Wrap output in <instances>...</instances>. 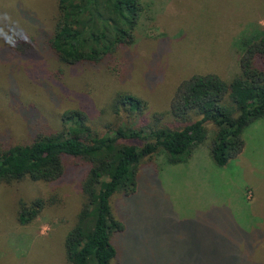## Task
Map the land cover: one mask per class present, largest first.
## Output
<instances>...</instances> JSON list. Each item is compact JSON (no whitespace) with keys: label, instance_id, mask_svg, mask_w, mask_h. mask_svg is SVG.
<instances>
[{"label":"rangeland","instance_id":"1","mask_svg":"<svg viewBox=\"0 0 264 264\" xmlns=\"http://www.w3.org/2000/svg\"><path fill=\"white\" fill-rule=\"evenodd\" d=\"M134 43L107 62L62 67L44 49L54 0H0L35 41L13 55L0 42V146L31 143L61 128L68 109L82 110L100 135L117 126L172 127L166 114L176 86L195 74L230 81L239 46L264 32V0H142ZM121 92L145 102L141 112L112 108ZM189 164L170 165L158 152L137 171L136 190L110 199L123 230L111 242L112 264H264V116L243 131L237 158L217 167L208 152L213 126ZM140 146L137 140H125ZM56 182L27 177L0 184V264H69L63 241L83 205L86 162L66 157ZM183 170V168H186ZM52 195L30 224L21 203Z\"/></svg>","mask_w":264,"mask_h":264},{"label":"trees","instance_id":"2","mask_svg":"<svg viewBox=\"0 0 264 264\" xmlns=\"http://www.w3.org/2000/svg\"><path fill=\"white\" fill-rule=\"evenodd\" d=\"M142 0H54L50 34L44 49L60 66L97 65L112 59L119 49L134 43V32L143 12ZM29 38L18 55L34 46ZM238 72L228 82L218 75L195 74L175 88L167 115L172 127H140L124 124L103 135L88 124L82 110L68 109L61 115V128L40 134L28 144L0 146V184H12L24 177L52 183L64 173L66 157L88 164L81 183L83 205L64 237L63 249L69 264H112L117 251L111 242L123 230L112 214L110 199L115 193L132 195L136 190L138 166L158 152L167 163H186L195 148L207 139L206 124H212L209 156L224 167L242 152L243 131L264 116V32L247 37L239 46ZM144 110L145 102L117 92L112 108ZM137 140L140 146L127 144ZM56 202L48 195L21 203L17 222L24 226Z\"/></svg>","mask_w":264,"mask_h":264},{"label":"clouds","instance_id":"3","mask_svg":"<svg viewBox=\"0 0 264 264\" xmlns=\"http://www.w3.org/2000/svg\"><path fill=\"white\" fill-rule=\"evenodd\" d=\"M28 40L29 34L18 21L7 11L0 12V42L17 49L19 44L27 43Z\"/></svg>","mask_w":264,"mask_h":264},{"label":"crops","instance_id":"4","mask_svg":"<svg viewBox=\"0 0 264 264\" xmlns=\"http://www.w3.org/2000/svg\"><path fill=\"white\" fill-rule=\"evenodd\" d=\"M195 150H196V148H195ZM195 150H194V151H195ZM193 155H194V152H193L191 158H190L186 163H184V164H189V165H190V163H191V161H192V159H193ZM179 165H182V164H179ZM185 169H187V167H186V168H183V170H185Z\"/></svg>","mask_w":264,"mask_h":264}]
</instances>
